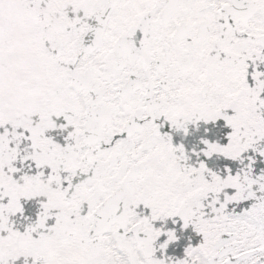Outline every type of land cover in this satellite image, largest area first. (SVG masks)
Here are the masks:
<instances>
[{
    "label": "snow or ice",
    "instance_id": "1",
    "mask_svg": "<svg viewBox=\"0 0 264 264\" xmlns=\"http://www.w3.org/2000/svg\"><path fill=\"white\" fill-rule=\"evenodd\" d=\"M0 264H264V0H0Z\"/></svg>",
    "mask_w": 264,
    "mask_h": 264
}]
</instances>
